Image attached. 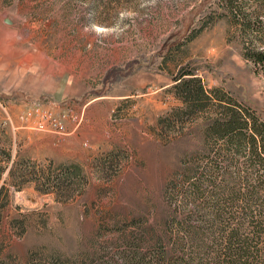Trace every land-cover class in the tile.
<instances>
[{"label":"rangeland","instance_id":"obj_1","mask_svg":"<svg viewBox=\"0 0 264 264\" xmlns=\"http://www.w3.org/2000/svg\"><path fill=\"white\" fill-rule=\"evenodd\" d=\"M262 30L264 0H0V264H95L169 237L226 152L204 114L179 120L172 77L190 70L264 122L246 58Z\"/></svg>","mask_w":264,"mask_h":264},{"label":"trees","instance_id":"obj_2","mask_svg":"<svg viewBox=\"0 0 264 264\" xmlns=\"http://www.w3.org/2000/svg\"><path fill=\"white\" fill-rule=\"evenodd\" d=\"M261 42L246 58L264 74V39ZM172 78L174 94L183 103L177 117L204 114L212 120L211 134L225 146L224 166L217 173L202 174L198 185L190 183L192 190L183 191L180 201L201 204L189 209L176 205L183 212L167 222L164 231L171 230L169 237L140 239L142 246L123 240L116 256L101 257L95 264H264V122L216 88L206 89L190 70L182 69ZM240 155L247 157L242 172L229 171Z\"/></svg>","mask_w":264,"mask_h":264},{"label":"built area","instance_id":"obj_3","mask_svg":"<svg viewBox=\"0 0 264 264\" xmlns=\"http://www.w3.org/2000/svg\"><path fill=\"white\" fill-rule=\"evenodd\" d=\"M39 109L37 108L36 111H38ZM41 118L49 121L48 123H50V125L54 128V130H62L64 129V115H62V117L58 118L54 115H52V113L50 111L47 110H43L41 112ZM80 121V120H79ZM38 126L43 129L44 128V123H42L41 121L38 122ZM2 162V161H1Z\"/></svg>","mask_w":264,"mask_h":264}]
</instances>
